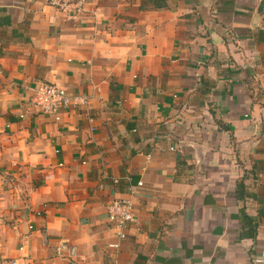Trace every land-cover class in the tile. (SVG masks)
<instances>
[{"label": "crops", "instance_id": "1", "mask_svg": "<svg viewBox=\"0 0 264 264\" xmlns=\"http://www.w3.org/2000/svg\"><path fill=\"white\" fill-rule=\"evenodd\" d=\"M259 1L88 0L72 21L0 0V264H253L264 217L252 240L240 214L264 197ZM43 82L87 104L59 120L29 107ZM115 199L133 205L121 240Z\"/></svg>", "mask_w": 264, "mask_h": 264}, {"label": "built area", "instance_id": "2", "mask_svg": "<svg viewBox=\"0 0 264 264\" xmlns=\"http://www.w3.org/2000/svg\"><path fill=\"white\" fill-rule=\"evenodd\" d=\"M48 5L54 7L65 16L77 21L83 17L88 9V0H46ZM29 107L44 113H50L55 120H59L61 113L72 107L87 104V96L70 93L64 87L55 83H39L32 88V93L28 99ZM25 112L19 117L23 118ZM138 185H142L141 182ZM107 220L110 227L115 231L118 239L125 238L126 229L133 221V205L127 199H115L106 208ZM117 246V244H114ZM253 264H264V247L259 251L252 261ZM1 264H16L13 259H6Z\"/></svg>", "mask_w": 264, "mask_h": 264}, {"label": "trees", "instance_id": "3", "mask_svg": "<svg viewBox=\"0 0 264 264\" xmlns=\"http://www.w3.org/2000/svg\"><path fill=\"white\" fill-rule=\"evenodd\" d=\"M153 5L155 7H162L165 5L164 0H153ZM259 34L262 35L263 31L260 30ZM221 127H224L225 129L231 130L229 126L223 125L222 123H219ZM256 169V166H252V170ZM236 195L237 198L242 200L244 196L247 195L245 191V185L244 182L241 180L239 183H237L236 188ZM255 200H257V203L259 205V209L257 210V214L255 218L249 217L246 215L244 210H241L240 219L243 222V227L246 228L243 230V232L240 233V236L250 238L252 240H255L257 235V227L259 219L264 217V197H255Z\"/></svg>", "mask_w": 264, "mask_h": 264}, {"label": "water", "instance_id": "4", "mask_svg": "<svg viewBox=\"0 0 264 264\" xmlns=\"http://www.w3.org/2000/svg\"><path fill=\"white\" fill-rule=\"evenodd\" d=\"M262 13H264V0L259 1L255 11L256 15H260Z\"/></svg>", "mask_w": 264, "mask_h": 264}]
</instances>
